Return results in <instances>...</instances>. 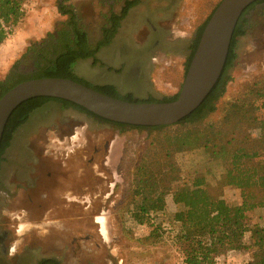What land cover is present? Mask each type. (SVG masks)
I'll use <instances>...</instances> for the list:
<instances>
[{
	"label": "rangeland",
	"instance_id": "rangeland-1",
	"mask_svg": "<svg viewBox=\"0 0 264 264\" xmlns=\"http://www.w3.org/2000/svg\"><path fill=\"white\" fill-rule=\"evenodd\" d=\"M137 1L112 43L97 54L100 63L79 61L75 73L94 86L113 85L121 96L136 100L173 97L182 89L201 27L222 0ZM60 2L24 0L23 19L0 46V81L8 78L29 46L67 29L69 17L60 13ZM111 2L120 14L124 0L62 1L76 13L92 45L102 38ZM244 19L249 22L246 34L237 39L230 80L204 126L220 124L229 105L264 80V4L251 8ZM32 71L33 63L22 59L18 72ZM260 135L259 129H245L236 141ZM156 136L118 129L57 102L34 111L0 163V264H39L44 259L61 264H186L183 244L176 237L181 225L174 219L180 207L172 194L166 196L165 209L153 213L148 223L139 224L131 215L137 200L136 168L145 157L165 159L161 147L148 150ZM96 145H101V153L95 154ZM233 150L230 145L194 142L169 161L176 165L178 184L201 174L215 198L240 206L242 191L224 184ZM175 175L155 181L165 184ZM247 224L250 229L264 228V207L249 211ZM251 237L247 232L240 249L215 256L231 264L250 262Z\"/></svg>",
	"mask_w": 264,
	"mask_h": 264
},
{
	"label": "trees",
	"instance_id": "trees-1",
	"mask_svg": "<svg viewBox=\"0 0 264 264\" xmlns=\"http://www.w3.org/2000/svg\"><path fill=\"white\" fill-rule=\"evenodd\" d=\"M60 1V13L69 17L67 29L57 34H49L43 42L34 43L28 47L22 59L33 63L34 71L29 74L18 72L22 59L18 61L8 78L0 81V99L20 83L42 78L69 79L104 95L133 103H170L178 99L180 92L162 100L154 98L136 100L130 95L121 96L113 85L94 86L79 78L75 73L79 61L92 59L94 65L100 63L97 54L112 43L122 21L138 1L129 3L120 14L109 18L107 25L102 28V38L96 45L91 44L88 33L80 26L73 9L64 7L62 3L64 0ZM258 4H264V0L253 3L240 18L233 35L225 68L215 88L196 111L177 124L161 127L128 126L101 119L86 109L65 100L35 98L23 103L12 114L2 139L0 163L6 150L11 147L18 129L28 122L34 111L53 101L62 103L67 108L72 107L99 121L114 124L121 130L135 129L157 133L159 136L153 138L148 150L152 151L156 146L161 147L165 159L159 161L156 155L145 157L143 163L136 168L139 180L134 193L137 200L131 210L132 217L139 224L148 223L153 213L165 209L166 196L172 194L175 204L180 207L174 219L181 225V231L176 237L183 244L186 264H210L218 257L215 255L223 250L240 249L247 232L252 233L249 245L252 250V259L245 264H264V228L250 229L247 224V213L264 207V118L262 117L264 80L256 82L251 93L231 103L220 124L203 125V122L216 111V104L223 96L230 80L228 73L237 59L235 52L237 39L246 34V26L249 22L244 19L245 14ZM218 5L200 29L192 47L187 71L203 31ZM23 6L24 0H0V46L5 43L13 33V29L23 19ZM245 129L247 131L259 129L261 135L256 139L245 136L242 143L237 142L236 136ZM194 142L220 145L222 148H226L227 145L234 146L225 167L224 184L242 191L243 203L240 206H231L224 199L215 198L207 188L205 176L201 174L194 176L187 183L178 184L179 179L175 175L176 165L169 161V158ZM166 175H175V177L168 179L165 184L155 181V177ZM39 264L61 263L56 259H44Z\"/></svg>",
	"mask_w": 264,
	"mask_h": 264
},
{
	"label": "water",
	"instance_id": "water-1",
	"mask_svg": "<svg viewBox=\"0 0 264 264\" xmlns=\"http://www.w3.org/2000/svg\"><path fill=\"white\" fill-rule=\"evenodd\" d=\"M258 0H222L208 21L176 101L133 103L116 99L69 79L28 80L0 99V148L12 114L35 98L60 99L95 116L138 127L172 126L196 111L209 96L225 68L236 26L245 10Z\"/></svg>",
	"mask_w": 264,
	"mask_h": 264
},
{
	"label": "flooded vegetation",
	"instance_id": "flooded-vegetation-1",
	"mask_svg": "<svg viewBox=\"0 0 264 264\" xmlns=\"http://www.w3.org/2000/svg\"><path fill=\"white\" fill-rule=\"evenodd\" d=\"M135 1H137V0H124V3H123V6H122V8H121V12L123 11V9L126 7V5H128L129 3H132V2H135ZM259 5V4H258ZM114 6V2H111L110 3V12H109V16H108V18H107V21L109 20V18L110 17H113L114 15H118V14H116L115 12H114V10H113V7ZM256 6V5H255ZM249 11V10H248ZM247 11V12H248ZM53 102H55V101H53ZM57 103H59V102H57ZM61 105H63L62 103H60ZM64 106V105H63ZM69 108H72V107H69ZM72 109H74V108H72ZM87 116H89L88 114H87ZM96 120H98V119H96ZM99 121V120H98ZM99 122H102V123H106V122H103V121H99ZM107 124H111V123H107ZM111 125H113L114 127H116L114 124H111ZM75 128V127H74ZM116 128H118V127H116ZM71 129H72V127H68V130L69 131H71ZM119 129V128H118ZM60 132H63L64 131V129L62 128L61 130H59ZM75 133L73 132L72 134H71V136H73ZM105 151H108V148H109V143L107 142L106 144H105ZM101 150H102V147H101V145H96L95 146V154H98V153H101Z\"/></svg>",
	"mask_w": 264,
	"mask_h": 264
},
{
	"label": "built area",
	"instance_id": "built-area-1",
	"mask_svg": "<svg viewBox=\"0 0 264 264\" xmlns=\"http://www.w3.org/2000/svg\"><path fill=\"white\" fill-rule=\"evenodd\" d=\"M210 264H231L229 260L225 261V257H217L215 260Z\"/></svg>",
	"mask_w": 264,
	"mask_h": 264
}]
</instances>
